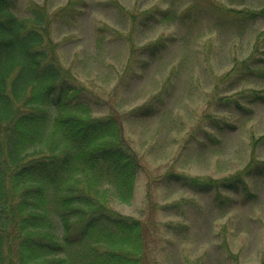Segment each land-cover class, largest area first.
Returning <instances> with one entry per match:
<instances>
[{
    "label": "rangeland",
    "instance_id": "374dc122",
    "mask_svg": "<svg viewBox=\"0 0 264 264\" xmlns=\"http://www.w3.org/2000/svg\"><path fill=\"white\" fill-rule=\"evenodd\" d=\"M12 1L20 18L33 3L47 10L91 116L122 118L140 169L131 201L110 207L146 224L149 264H264V177L246 178L248 199L222 192V203L168 177L220 179L264 160V140L253 144L264 136V18L231 25L264 0ZM157 40L151 57L142 48Z\"/></svg>",
    "mask_w": 264,
    "mask_h": 264
},
{
    "label": "trees",
    "instance_id": "16d2710c",
    "mask_svg": "<svg viewBox=\"0 0 264 264\" xmlns=\"http://www.w3.org/2000/svg\"><path fill=\"white\" fill-rule=\"evenodd\" d=\"M12 7L0 0V264H149L146 224L110 207L112 198L131 201L140 169L122 118L91 116L84 89L57 58L47 10L33 3L20 18ZM235 12L237 28L264 18V7ZM164 46L142 50L152 57ZM168 177L218 203L222 192L248 199L245 180L264 177V160L251 157L220 179Z\"/></svg>",
    "mask_w": 264,
    "mask_h": 264
}]
</instances>
